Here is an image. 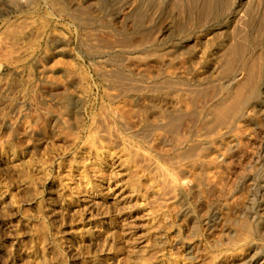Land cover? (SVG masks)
<instances>
[{
	"label": "rangeland",
	"instance_id": "rangeland-1",
	"mask_svg": "<svg viewBox=\"0 0 264 264\" xmlns=\"http://www.w3.org/2000/svg\"><path fill=\"white\" fill-rule=\"evenodd\" d=\"M71 1L0 0V264H264V0Z\"/></svg>",
	"mask_w": 264,
	"mask_h": 264
},
{
	"label": "bare ground",
	"instance_id": "bare-ground-1",
	"mask_svg": "<svg viewBox=\"0 0 264 264\" xmlns=\"http://www.w3.org/2000/svg\"><path fill=\"white\" fill-rule=\"evenodd\" d=\"M36 0H24L23 5H21L18 10L22 12L28 13L26 16V33L28 37H32L34 34V28H35V22H36V8L38 7L37 3H35ZM44 2H48V0H43ZM88 0H82L81 2H69L68 3V13L72 15L73 17L76 16V10L78 8H81L83 12H88V5L86 4ZM205 8L204 12H213L215 11V1L216 0H205ZM58 40H56L57 42ZM54 43V42H53ZM40 45H44V40L40 39L39 41ZM46 45L49 47L52 45L50 41L46 43ZM238 76L235 75L232 79L233 82L238 81ZM244 105L250 109L249 112L253 114L254 120H256L255 116L257 114L263 115V121L261 123H258L255 121V126L258 127V139L259 142V149L264 148V80H256L253 82L251 89L249 91V94L244 102ZM75 113V112H74ZM245 114V113H244ZM243 115V114H242ZM170 179H171V187L173 191L175 192L176 197L178 195L184 196L186 193V185L188 183L187 179H180L175 171H171L170 173ZM249 228L251 230L253 229L252 224H249ZM262 228V227H261ZM260 230V229H259ZM232 244L236 245L239 242L238 241H230Z\"/></svg>",
	"mask_w": 264,
	"mask_h": 264
}]
</instances>
